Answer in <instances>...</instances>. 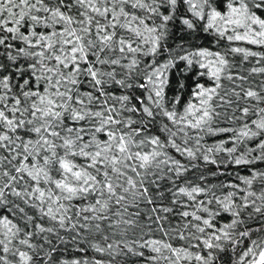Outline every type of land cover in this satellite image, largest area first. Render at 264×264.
<instances>
[{"label": "snow or ice", "instance_id": "snow-or-ice-1", "mask_svg": "<svg viewBox=\"0 0 264 264\" xmlns=\"http://www.w3.org/2000/svg\"><path fill=\"white\" fill-rule=\"evenodd\" d=\"M0 264H264V0H0Z\"/></svg>", "mask_w": 264, "mask_h": 264}]
</instances>
